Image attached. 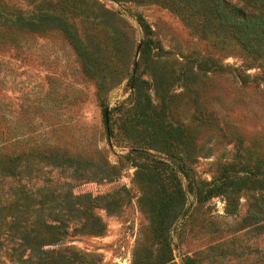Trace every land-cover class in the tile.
<instances>
[{
    "label": "rangeland",
    "instance_id": "374dc122",
    "mask_svg": "<svg viewBox=\"0 0 264 264\" xmlns=\"http://www.w3.org/2000/svg\"><path fill=\"white\" fill-rule=\"evenodd\" d=\"M36 12L60 15L90 54L83 61L63 29L0 24V137L46 152L55 144L61 163L39 159L27 184L60 192L61 212L74 209L43 249L95 264H264V230L240 220L249 192L225 213L223 194L199 199L187 178L201 186L246 151L264 160V55L251 60L200 0H0L9 19ZM98 65L109 68L102 79ZM193 143L208 152L188 158ZM77 154L99 166L77 175ZM180 161L189 169L176 181L169 169ZM80 194L94 199L91 215Z\"/></svg>",
    "mask_w": 264,
    "mask_h": 264
},
{
    "label": "trees",
    "instance_id": "16d2710c",
    "mask_svg": "<svg viewBox=\"0 0 264 264\" xmlns=\"http://www.w3.org/2000/svg\"><path fill=\"white\" fill-rule=\"evenodd\" d=\"M200 1L209 5L210 16L217 18L223 30L235 39L240 49L249 55L251 60H259L264 55V0ZM104 12L108 11H101V13ZM102 22L107 24L108 20L104 19ZM137 22L143 32H149L145 21L137 17ZM0 24L33 32H44L51 29L61 31L63 29L67 32V36L80 58L85 62L89 59V52L80 45L79 41L75 40L74 35L61 22V16L58 14L36 12L27 17L17 14L12 19L0 15ZM110 26L117 34V26L114 24ZM147 45L148 40L142 42L141 51ZM125 56V50H122L121 63L125 62ZM245 66L246 64L242 70L241 68L236 69V75L242 81L248 76V73H245ZM137 67L138 62L131 60L127 82L133 84L136 77L134 72ZM102 69L103 67L99 65L94 69L101 79L105 73L109 72L108 67L105 71ZM109 80H113L112 75L109 76ZM173 133L167 135L175 139H182L179 132ZM12 138L14 137L9 134L5 137L1 134L0 137V264H83L81 263L83 258H86V264H95V259L83 257L84 255L76 251L63 253L60 248L43 249L44 245L56 243L60 239L67 216L72 214L74 209L66 202L67 212H61L60 192H56L50 187H36L32 190L27 183L35 176L33 173L37 171L39 159H44L52 164H60L61 154L58 155V148L55 144H51L53 146L47 144L46 146L52 147V150L46 152L44 148L40 149L35 145L24 144L23 147H19ZM238 141L236 138L237 147ZM207 149L209 148L193 143L189 154H187L188 158H192L196 152L204 154L208 152ZM252 154L251 151H246L241 154L242 161L237 159V161L225 160L221 162L215 172L209 179L204 180L201 186L195 185L194 180L190 181L191 175L187 178L188 184L194 188L199 199H205L214 194H223L225 202L227 201V206L224 207L225 213L234 212L237 195L242 190H247L251 202L240 218L241 223L254 224L256 228L264 230V160H252ZM74 158L78 163L81 162L79 169L81 171H76L77 175L82 174V169L93 172V168L99 166V163L92 158L81 157L79 154ZM158 159L161 158L158 157ZM165 159L170 161L168 158ZM184 166L185 169H183ZM176 168L169 169L176 181H179L176 170L187 176L186 169L189 168L186 164L180 161ZM176 190L183 194L179 183ZM79 197L84 199L82 212L91 215L89 206L93 204L94 199L85 194H80Z\"/></svg>",
    "mask_w": 264,
    "mask_h": 264
}]
</instances>
